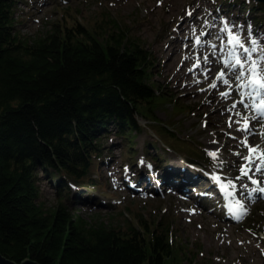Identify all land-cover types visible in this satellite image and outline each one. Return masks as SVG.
<instances>
[{
  "label": "trees",
  "instance_id": "1",
  "mask_svg": "<svg viewBox=\"0 0 264 264\" xmlns=\"http://www.w3.org/2000/svg\"><path fill=\"white\" fill-rule=\"evenodd\" d=\"M17 1L0 0V252L41 264H195L199 245H186L172 218L148 219L127 206L131 217L106 224L64 200L80 198L72 181L105 188L93 172L111 127L136 162L129 133L142 130L140 117L156 119L164 96L152 78V53L107 14L95 29L51 22L31 38L16 27ZM242 8L262 9L257 18L264 21V2L243 1ZM168 136L172 147L207 158L176 133ZM165 160L158 153L161 165ZM42 175L56 181L61 196L54 206L40 198Z\"/></svg>",
  "mask_w": 264,
  "mask_h": 264
},
{
  "label": "rangeland",
  "instance_id": "2",
  "mask_svg": "<svg viewBox=\"0 0 264 264\" xmlns=\"http://www.w3.org/2000/svg\"><path fill=\"white\" fill-rule=\"evenodd\" d=\"M201 1L211 5L215 11L211 15V22L216 25L214 39L203 40L202 32L195 35L198 41L203 40L202 42L209 44L205 47L207 51L211 49L221 52L218 54H221L231 67L234 66L236 75H240L241 69L235 64V60L239 58L244 62L246 54L242 48H234L229 44L230 34L239 37L240 43L249 49L252 48L251 41L255 40L258 46L250 55L254 60L264 57V21L257 18L263 11L260 8L253 11L242 8L243 1L250 5L261 1ZM158 2L17 1L15 15L19 21L16 27L31 38L44 35L52 27L51 22L68 25L79 21L90 29H95L105 14L123 21L122 23L128 25L130 33L152 53V78L155 79L156 86L164 90V96L158 98V106L154 111L156 119L140 117L142 130L129 133L134 141L136 162L129 160L125 155L127 149L124 148L123 138L111 127L103 137V158L100 160V167L93 172V176L99 179L105 188L96 186L95 190L87 192L88 188L72 181L73 193L80 195V198L78 196L75 201L73 197L64 198L65 203L69 209L87 220H99L106 224L131 217L127 206L142 212L148 219L162 215L167 219L172 218L185 244L193 250L197 248L194 242L199 245V249L195 250V264H264V192L255 193L253 189L246 198L239 197L236 182L232 179L226 180L233 166L224 164L219 156L223 155L225 148L230 144L237 146L241 142L236 138L237 132H231L228 136L215 134L216 130H223L224 126L211 125L209 117L213 108L205 106L206 91H199L204 89L205 85L193 83L187 87L195 88L197 95H188L186 89L177 88L176 76L173 77L175 63L168 60L169 54L165 52V48L162 51V48L165 42L173 41L180 45L174 37L167 34L172 27L179 24V19L164 15L162 4H158V10H153L151 3ZM183 9L181 7L176 12L183 15ZM181 20L180 23L187 22L184 17ZM196 68L197 65L187 73ZM216 71L218 76L221 75L220 66ZM193 81L196 82V79L193 78ZM211 85H214L213 82ZM220 91L222 92V89ZM171 96L178 97L179 100L175 102ZM262 98V93L257 95L254 91L252 101L256 109L261 106ZM239 100H233L232 104L239 105ZM217 117L215 115V118ZM255 117L263 118L264 122V115L258 111ZM245 123L248 126L250 121L245 119L241 125L245 127ZM172 132L196 146L207 158L190 157L172 147L169 142L171 138L168 136ZM208 135L212 136L213 143H209ZM230 137L233 140L227 142ZM155 146L158 148L157 154L161 152L167 158L162 165L153 154L156 152ZM236 146L235 152L238 151ZM250 147L253 148L252 145ZM212 153H215V156L211 155ZM236 178L239 180L240 173L236 174ZM253 180L258 182L257 177L250 178L251 183L256 185ZM189 184L192 189H188ZM39 187L40 198L46 207L57 204L61 195L56 181H48L46 176L42 175Z\"/></svg>",
  "mask_w": 264,
  "mask_h": 264
},
{
  "label": "bare ground",
  "instance_id": "3",
  "mask_svg": "<svg viewBox=\"0 0 264 264\" xmlns=\"http://www.w3.org/2000/svg\"><path fill=\"white\" fill-rule=\"evenodd\" d=\"M158 1V3H151L153 10H158V4H162L164 15L171 19H173V16L179 19L177 22L179 24L172 27L167 34L174 37L180 45L178 46L171 41L165 42L162 48V51L165 48V52L169 54L168 60H173L175 63L176 68L173 77L176 76L175 83L178 85L177 88L186 89L188 95H197L198 91L195 88L188 89L187 87H190L193 83L200 86L201 84L205 85V88H201L199 91L204 93L206 91L205 106L213 108L209 117L211 125L224 126L223 130H216L215 134L217 136L219 134L228 136L231 132H237L236 138L241 142L237 146L230 144L225 148L223 155L219 156V159L224 164L233 166L231 174L226 176V180L232 179L236 182V192L237 194L239 193V197L246 198L253 189L255 193L260 194L259 189L264 188V160L257 159V157L264 152V122L263 118L255 117L257 111L252 101L254 90L241 87V85L246 83L247 75L242 79H238L237 77L240 75H236L234 66L231 67L230 63L223 59L221 54H218L221 52H214L211 49L207 51L205 47H208L209 44L202 42L207 38L214 39L216 25L211 22V15L215 11L211 5L202 3L201 0ZM181 7L184 8L183 15L176 12ZM182 17L187 19V22L180 23ZM198 32L204 34L203 40L198 41L196 39L195 35ZM228 59L231 58L228 57ZM195 65L198 68L188 74L187 71L193 69ZM218 66L222 70V75L219 76L216 71ZM261 67H264V62H262ZM193 78L196 79V82L193 81ZM214 81L216 82L214 83ZM212 82L213 86L211 85ZM220 89H222V92ZM262 94L264 96V93ZM237 98L240 99V109H238V104H232L233 100ZM215 115L218 117L215 118ZM245 119L250 121L246 129L241 125ZM206 131H208L207 128ZM231 139L233 140L230 137L227 142H230ZM208 141L213 143L214 140L211 135H208ZM251 145L256 151L252 153L253 160L249 163L245 158L250 155L249 148ZM235 146L238 150L237 152L234 151ZM245 165H247L246 171L248 172L246 176L241 172ZM257 167L261 170L257 171ZM237 173H240L239 180H236ZM251 176L257 177L258 183L256 185L251 183ZM224 178L222 179L224 180ZM188 189H192V186L190 185ZM221 223L224 224L225 222Z\"/></svg>",
  "mask_w": 264,
  "mask_h": 264
},
{
  "label": "snow or ice",
  "instance_id": "4",
  "mask_svg": "<svg viewBox=\"0 0 264 264\" xmlns=\"http://www.w3.org/2000/svg\"><path fill=\"white\" fill-rule=\"evenodd\" d=\"M249 29H251V26H249ZM226 30V28H225ZM252 48H246L243 44L240 43L239 37H234L230 34L229 36V44L235 47H240L243 49L244 53L246 54V59L244 62H241L239 58H236L235 64L238 65L241 69L240 76L237 77L238 79H242L247 75V81L245 84L241 85V87H247L252 88L257 95H260L261 93H264V67H261L262 62H264V57H261L260 60H254L250 53L255 52L257 48V42L255 40L251 41ZM247 65V67H246ZM222 75V74H221ZM226 95V94H225ZM261 106L257 107V111L264 115V98L260 101ZM247 128V123H245V129ZM256 151L253 148H249L250 155L246 157L245 159L251 163L253 160L252 153ZM211 155L215 156V153H212ZM257 159L264 160V152L260 153L259 157ZM247 165H245L241 172L243 175H247L248 172L246 171ZM257 171H260L261 169L257 167ZM253 183H258L257 181L253 180ZM260 192H264V188L259 189Z\"/></svg>",
  "mask_w": 264,
  "mask_h": 264
},
{
  "label": "water",
  "instance_id": "5",
  "mask_svg": "<svg viewBox=\"0 0 264 264\" xmlns=\"http://www.w3.org/2000/svg\"><path fill=\"white\" fill-rule=\"evenodd\" d=\"M264 2V0H259ZM0 264H41L39 261L33 258H25L21 262H17L0 252Z\"/></svg>",
  "mask_w": 264,
  "mask_h": 264
}]
</instances>
